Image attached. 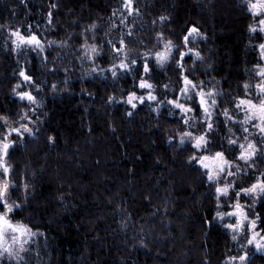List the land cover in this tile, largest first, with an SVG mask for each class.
Returning <instances> with one entry per match:
<instances>
[{
    "label": "trees",
    "instance_id": "trees-1",
    "mask_svg": "<svg viewBox=\"0 0 264 264\" xmlns=\"http://www.w3.org/2000/svg\"><path fill=\"white\" fill-rule=\"evenodd\" d=\"M124 2L0 0V114L18 119L19 111L35 108L33 134L10 149L12 196L23 203L13 216L38 237L22 261L3 264H227L238 252L239 244L215 218L214 185L199 163L189 161L201 151L192 142L181 144L177 134L206 129L184 125L167 100L185 98L179 94L182 75L203 81L205 89L217 82L223 95L214 109L210 149L236 155L227 141L242 143L241 125L235 124L231 137L227 120L232 122L222 113L236 110L234 100L243 95L250 69L262 63L258 44L264 41L249 31L255 19L243 0H134L138 12L132 15ZM124 23L133 27L131 36ZM29 26L48 48L53 41L62 45L50 47L42 60L18 52L11 32L28 34ZM192 26L201 35L185 47L182 38ZM161 32L180 51L191 47L200 57L189 53L183 68L176 59L160 67L149 58L152 72L145 77L143 54L161 50ZM121 36L132 50L128 60L137 61L131 71L117 69L112 79L106 71L85 77L73 56L77 47H99L96 60L105 68L113 63V44ZM173 55L179 59L175 50ZM64 59L70 64L66 69ZM21 69L33 77L32 86L41 83L31 90L37 105L13 93ZM141 78L150 79L158 99L136 101L132 108L126 103L129 93L147 95L138 87ZM202 114H191L193 123L203 121ZM25 185L31 190L22 198ZM257 211L264 216V204ZM248 264H264V258L253 256Z\"/></svg>",
    "mask_w": 264,
    "mask_h": 264
},
{
    "label": "snow or ice",
    "instance_id": "snow-or-ice-1",
    "mask_svg": "<svg viewBox=\"0 0 264 264\" xmlns=\"http://www.w3.org/2000/svg\"><path fill=\"white\" fill-rule=\"evenodd\" d=\"M245 6L250 14L256 18V23L249 25V31L254 34L264 33V0H244ZM56 7V5H52ZM124 9L127 10L128 15L138 12L134 7V0H125ZM52 13H49L51 17ZM126 17L121 18L124 22ZM161 21L165 17H160ZM51 19L49 23H51ZM155 23V22H154ZM91 27H95L94 25ZM186 35L183 36V46L190 44L191 39L195 36L201 35L200 30L196 26L186 29ZM128 36L132 35L129 30ZM12 44L15 49H22L24 47H32L43 51L41 38L35 32L31 31L29 26L28 34H24L20 30H13L11 32ZM159 42H162V48L159 51H147L143 54L144 60L142 64L145 77H149L152 68L149 64V58H154L155 63L163 67L170 60L176 59L178 68H183L184 57L189 53L200 57L199 51H194L193 48L188 47L187 51H180L179 47L171 40L165 39L164 34L157 33ZM111 43V41H109ZM86 52L85 56L91 58L97 53L95 45H83ZM128 44L125 42L123 36L119 40V46L113 44V51L118 54H123L124 59L120 60L119 64H113L110 69L112 75H117V69H122L125 72L131 71V66L137 63L136 60H128V53L125 49ZM178 53L179 59L173 55V51ZM260 54V61H264V42L258 44ZM254 75L258 78L255 85L245 83L242 87L244 95L237 97L234 100L236 110L243 111L244 120L241 122V128L244 133H248V127L244 125L251 124L252 127L258 130L260 140L249 139L247 135L243 136L244 143H238L237 139H228V144L234 146L236 155H229L224 150H217L214 154L190 155L189 161L199 163L205 170L207 180L214 185V191L217 194V211L216 217L221 221L228 218L225 227L231 232V239L239 244V249L236 255L228 256V264H248L249 252L245 250L247 247H253L256 251L264 252V216L259 211L255 210L256 204H264V172L259 175L247 185L235 183L228 180V177H235L237 173L242 172L245 167L255 169V161L264 157V64L258 63L255 66ZM95 71V69H93ZM21 82L17 83L13 88V93L21 101H26L29 105H37V98L33 95L31 90H22L24 84L30 86L35 82L33 77L24 69L19 71ZM181 87L179 94L186 98V101L191 103L181 102L179 99H168L167 103L173 108L179 110L182 115V123L189 128H195L197 123L205 131L196 134L192 130H180L177 134L181 144L186 141L192 142V147L196 150L206 152L209 146V133L215 128V123L211 120L212 112L217 107L219 101L217 100L218 93L214 90H205L204 82H194L188 75H182L180 81ZM38 90L39 86L35 85ZM55 87V85H53ZM138 87L147 90V95H138L135 91L129 93L126 103L132 108L137 107L136 101L144 104L146 99L149 101H157V96L154 94V84L148 78H141ZM165 89L168 85L163 86ZM112 99L111 97L109 98ZM163 103V101H160ZM202 110L204 114L203 121H197L194 116L190 115L198 113ZM35 108H30L28 111H19L16 116L18 119H13L6 114H0V256L7 255L9 258H15L17 261H22V253H26L28 249L25 247L37 235L32 228L23 223L16 221L13 213L20 207L15 201H10L9 192L15 187L12 182V172L14 171L8 163L10 149H12L17 140L23 139L25 135L33 134V127L30 125L34 123L30 113H34ZM129 115L132 113L129 112ZM225 117L233 119L229 114L228 109H224L222 113ZM231 131V129H229ZM51 139V138H50ZM240 162H243L241 164ZM235 169V170H234ZM27 188V185H25ZM225 198H227L225 200ZM251 203H247V201ZM230 210L221 211V208Z\"/></svg>",
    "mask_w": 264,
    "mask_h": 264
},
{
    "label": "rangeland",
    "instance_id": "rangeland-1",
    "mask_svg": "<svg viewBox=\"0 0 264 264\" xmlns=\"http://www.w3.org/2000/svg\"><path fill=\"white\" fill-rule=\"evenodd\" d=\"M242 4H244L245 5V3H244V0H243V2H242ZM125 25H126V28L127 29H125L126 31H125V35H127V32H128V30H130V31H132V26H130V23H124ZM95 26L96 27V25L95 24H91V26ZM95 27H90V29H95ZM120 40V39H119ZM118 40V41H119ZM117 40L116 41H114V44H116V42H118ZM85 44H87V45H89V46H91L92 44L91 43H85ZM84 44V45H85ZM42 45H43V51H41L40 49H36V48H32V47H24V48H22V49H17V51L18 52H24V51H27V52H32V53H34V54H36L41 60L42 59H44V58H46V55H47V52H48V50L50 49V47L52 48V49H54V48H56V47H58V46H61L62 45V43L61 42H52L51 44H48L50 47L48 48L44 43H42ZM96 46V45H95ZM97 47V46H96ZM78 48V52H77V55L78 54H80V53H82L80 56H77V55H73L74 56V58L75 59H77L82 65H81V68H80V70H81V72H82V74L85 76V77H94V76H98V75H102L101 73L102 72H104V71H106V75H108V76H110V74H111V71H110V69L112 68V65L115 63V64H119V62H120V60H122V59H124V56H123V54H118V53H115V52H113V54L115 53V56H114V58H112V61H113V63L109 66V67H105V68H103V67H101L100 65L101 64H99L98 63V61L96 60V57H97V55L98 54H94V55H92L91 53H89V55L91 56V58H89L88 56H85V52H86V49H85V47H83V45L82 46H78L77 47ZM98 48L99 47H97V50H98ZM125 51L128 53V56L131 54V52H132V50L130 49V48H127V49H125ZM70 54H71V52H70ZM73 54V53H72ZM66 56H72V55H69L68 53H66ZM65 60V59H64ZM62 61L63 62V64L62 65H64V66H62L64 69H66L67 67H65V66H69L70 64H65L66 63V60L65 61ZM71 61V60H70ZM93 69H95V71L93 70ZM101 72V73H100ZM118 75H119V73H117V75L115 76V77H118ZM111 76H113V75H111ZM111 76H110V79H112L111 78ZM114 76H113V78H115ZM249 78V77H248ZM21 82V81H20ZM210 84H209V86L205 89V90H214V91H216L217 93H218V95H217V100H219L220 99V97L223 95V93L221 92V90L218 88V83L217 82H214V81H210L209 82ZM246 83H251L250 82V79H248V81L246 82ZM251 84H253V85H255V82L254 83H251ZM38 85H40L41 86V83H39ZM33 88H35V86H30V85H28V84H24V86H23V89L22 90H32ZM141 90H143V89H141ZM143 91H146L147 92V90H143ZM146 96V95H145ZM181 102H186V103H188L187 101H186V98H184V99H179ZM218 106V105H217ZM161 107H162V104H160L159 106H155L154 107V109L156 110V111H159L160 109H161ZM232 108H234L235 109V107H232ZM216 109V108H215ZM173 112H175V113H177L176 115H183L179 110H177V109H173ZM229 114H230V116H232L233 117V119H229L228 117H225L224 115V118H226V119H229L232 123L231 124H228V126H229V129H231V131H230V133H231V137L235 134V124H239V126L241 125V122L244 120V113H243V111H239V110H231V111H229ZM191 115V114H190ZM203 116H204V114H202ZM216 118V114H215V111L213 110V112H212V117H211V120L215 123V121H214V119ZM227 122L229 123V121L227 120ZM233 124V125H232ZM210 144L211 143H209V146H208V150L206 151V152H204V151H201V150H199V151H201V153L200 154H209V155H211V154H214V152L215 151H212L211 149H210ZM236 177V176H235ZM235 177H233V178H235ZM30 190L31 189H28V188H24L22 191H21V197L23 198V197H25L29 192H30ZM13 191H14V188L13 189H11L10 190V192H9V199H10V201H15L16 203H18L19 205H20V207L23 205V203L22 202H20L18 199H16V198H13V196H12V193H13ZM221 211H226L227 210V208H221L220 209ZM230 210V209H229ZM218 221V223L220 224V225H222V227L223 228H225V229H227L224 225H225V223L226 222H228V218H225V221H221V220H217ZM228 230V229H227ZM228 232L231 234V232L228 230ZM37 235L36 236H34L33 238H32V240L29 242V244H27L25 247L28 249V251L26 252V253H22L21 255L23 256V258L25 257V255L30 251V249L36 244V240H37ZM233 241V240H232ZM233 243H234V245L236 246L237 245V242H235V241H233ZM236 255V254H235ZM7 261H15V262H18L15 258H9L7 255H4V256H0V264H3V263H5V262H7ZM227 264H228V260H227ZM236 264H239V262L237 261L236 262Z\"/></svg>",
    "mask_w": 264,
    "mask_h": 264
},
{
    "label": "flooded vegetation",
    "instance_id": "flooded-vegetation-1",
    "mask_svg": "<svg viewBox=\"0 0 264 264\" xmlns=\"http://www.w3.org/2000/svg\"><path fill=\"white\" fill-rule=\"evenodd\" d=\"M254 19H255V22H254V24H255L256 23V18L254 17ZM251 38L256 39V40H263L264 41V33H260V34H254L253 33L251 35ZM258 61H260V59ZM260 62H262L261 64H264V61H260ZM256 65L257 64H254V66H252V68L250 69L251 73H250L248 79H250L251 83H254V82L256 83L257 79H258L254 75V72L256 70L255 69ZM242 91H243L242 94L244 95L243 87H242ZM228 124L229 123H227V125ZM244 127H248L249 131H248V133H244L243 129L241 128L242 134L240 135V137H242V140H241L242 143H244L243 136H245V135H247L249 137V139H254V140H257V141L260 140V134H259L258 130L255 129L254 127H252L251 124L244 125ZM240 163L243 164V162H240ZM255 163H256V168L255 169L245 167L242 172L237 173V178L236 179H234L232 177L231 180L233 182H235V183H239V184H242V185H247L248 183L253 181L259 175L260 172H264V157L258 158L255 161ZM247 203L250 204L251 201L249 200V201H247ZM259 206H260V204H256L255 205V210L256 211L259 208ZM227 210H229V209H227ZM245 250H247L249 252V260H251L253 256H260V257L264 258V252L256 251L255 248H253V247H249L248 249L246 248Z\"/></svg>",
    "mask_w": 264,
    "mask_h": 264
}]
</instances>
